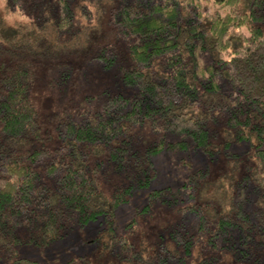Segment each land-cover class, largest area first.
<instances>
[{
  "label": "trees",
  "instance_id": "trees-1",
  "mask_svg": "<svg viewBox=\"0 0 264 264\" xmlns=\"http://www.w3.org/2000/svg\"><path fill=\"white\" fill-rule=\"evenodd\" d=\"M71 3L0 4V249L11 254L21 243L45 246L101 216L113 231L116 208L156 176L154 155L189 142L212 152L207 128L212 105L203 102H220L222 95L224 122L235 141L254 144V161L213 179L207 169L197 170L178 192L195 198L186 208L195 213L198 230L223 240L218 254L213 259L205 255L199 264H217L222 254L225 264L224 253L230 264H240L236 258L252 262L264 258V0H122L113 5L108 20L127 39L131 59L123 81L136 85L137 93L113 94L83 122L66 121L61 133L66 140L44 168L55 179L51 187L32 166L46 150L27 152L30 137L39 134L28 90L34 78L33 59L74 47L70 43L81 28L75 20L97 19L86 4ZM17 12L11 21L6 19ZM108 53L105 63L111 65L116 56L112 49ZM201 56L209 61L201 62ZM224 83L237 91V100L223 94ZM141 124L178 139L166 143L163 135L143 151L130 149L127 138L118 137ZM89 152H105L130 182L106 195L99 188L97 166L93 171L87 168ZM101 164L97 160L96 165ZM163 192L153 190L142 210L149 212ZM21 225L28 234L18 235ZM112 238L124 240L115 233ZM193 238L175 230L170 236L174 247L162 245L148 264H188L187 255L192 259L193 250L200 255L203 248L200 237ZM13 264L41 263L17 258Z\"/></svg>",
  "mask_w": 264,
  "mask_h": 264
},
{
  "label": "rangeland",
  "instance_id": "rangeland-1",
  "mask_svg": "<svg viewBox=\"0 0 264 264\" xmlns=\"http://www.w3.org/2000/svg\"><path fill=\"white\" fill-rule=\"evenodd\" d=\"M70 1L86 4L97 13V19L75 20L76 27L79 24L81 28L75 31L76 35L73 37L76 39L70 43L74 47L68 45L54 57L33 59L34 78L28 90L36 106L39 134L30 137L27 152L33 148L46 150L32 162V166L38 171L39 179L51 187H55V179L44 168L57 153L56 148L66 140V136L61 134L66 121L72 119L77 123L83 122L91 113L98 111L113 94L132 97L137 93V86L125 84L122 77L123 70L131 64L128 41L108 20L109 9L122 0ZM110 49L114 50L116 60L107 65L105 57L109 56ZM200 60L203 63L209 61L204 56ZM221 90L224 95L238 99L237 91L227 84L224 83ZM218 99L220 102L213 101L212 104L203 102L206 107L212 105L207 119L212 152L194 147L189 142L187 147L163 150L154 155L156 176L146 186L134 189L128 201L116 208L113 231L101 216L83 227L75 226L64 237L45 246L21 243L15 246L11 254L0 249V264H13L17 258L36 260L41 264H61L70 259H76L77 264H148L162 245L174 247L170 236L175 230L185 236L200 237L199 242L203 248L196 247L201 250L200 255L194 249V258L191 259L190 253L187 255L188 264H199V260L205 255L213 259L223 240L218 237L209 238L210 232L198 230L195 213L186 208L195 198L178 192V189L197 170L207 169V175L213 179L224 173L241 171L245 163L254 161V144L234 140L224 122L225 96L221 95ZM163 135L166 143L178 139L177 136L164 134L162 131L153 132L142 124L134 126L118 138H127L126 144L130 149L143 151ZM97 160H101L102 164L96 165ZM86 163L91 171L97 166L95 174L99 188L108 196L118 186L130 182L126 172L116 169L105 152H89ZM153 190L165 192L152 201L149 212H144L142 208L149 202V194ZM133 219L136 220L132 222ZM17 233L24 236L29 231L26 226L21 225L17 228ZM112 233L122 236L124 240L113 241ZM224 254L225 264H230L227 261L230 256ZM221 257L217 264H224L223 254ZM235 261L241 262L240 264H264V258L258 262L238 258Z\"/></svg>",
  "mask_w": 264,
  "mask_h": 264
},
{
  "label": "clouds",
  "instance_id": "clouds-1",
  "mask_svg": "<svg viewBox=\"0 0 264 264\" xmlns=\"http://www.w3.org/2000/svg\"><path fill=\"white\" fill-rule=\"evenodd\" d=\"M3 3V0H0V4H2ZM12 15H19V13L17 12V13H15V14H11V15H9V16H6V19H8L9 21H11V19H12Z\"/></svg>",
  "mask_w": 264,
  "mask_h": 264
}]
</instances>
